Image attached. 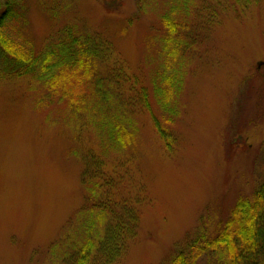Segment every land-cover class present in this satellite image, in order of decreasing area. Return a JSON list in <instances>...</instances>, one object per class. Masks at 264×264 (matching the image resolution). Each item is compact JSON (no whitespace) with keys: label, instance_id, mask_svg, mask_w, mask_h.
I'll use <instances>...</instances> for the list:
<instances>
[{"label":"rangeland","instance_id":"1","mask_svg":"<svg viewBox=\"0 0 264 264\" xmlns=\"http://www.w3.org/2000/svg\"><path fill=\"white\" fill-rule=\"evenodd\" d=\"M237 1L188 0L185 9L173 0L180 12L192 11L187 30L202 41L180 58L173 153L146 107L150 101L160 118L152 79L164 59L160 18L172 0L65 1L58 25L75 23L113 47L107 75L123 90L135 143L104 155L89 115L72 119L33 76H0V264L48 263L50 245L84 205L81 157L89 152L116 182L124 174L123 196L144 199L138 236L115 264H169L202 230L217 233L240 198L254 195L264 181V0ZM44 2L28 0L37 52L55 27Z\"/></svg>","mask_w":264,"mask_h":264},{"label":"trees","instance_id":"2","mask_svg":"<svg viewBox=\"0 0 264 264\" xmlns=\"http://www.w3.org/2000/svg\"><path fill=\"white\" fill-rule=\"evenodd\" d=\"M65 1L45 0L44 10L55 27L45 47L37 52L28 32V0H0V76H33L50 96L61 101L72 119L89 115L104 155L133 147L137 130L126 118L127 108L120 99L123 90L107 75L113 47L102 35L80 25H58L68 7ZM261 1L238 0L236 6H256ZM182 2L186 9L188 0H180V5ZM191 13L174 8L172 0L171 11L160 18L167 28L163 44L159 42L164 59L152 79L153 103L160 118L146 101L155 130L170 153L177 148L173 126L181 116L184 77L180 58L202 42L196 32L187 30ZM81 159L84 205L68 222L60 239L50 245L47 264H115L138 236L142 220L139 207L144 199L133 201L123 196L124 174L116 182L97 154L89 152ZM217 229L214 235L202 230L169 264H264V181L251 198L236 202Z\"/></svg>","mask_w":264,"mask_h":264}]
</instances>
